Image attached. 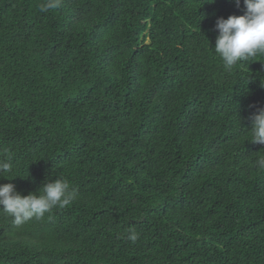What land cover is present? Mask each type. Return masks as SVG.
Segmentation results:
<instances>
[{
  "label": "trees",
  "instance_id": "1",
  "mask_svg": "<svg viewBox=\"0 0 264 264\" xmlns=\"http://www.w3.org/2000/svg\"><path fill=\"white\" fill-rule=\"evenodd\" d=\"M43 2L0 0V184L78 196L0 211V264H264V55L211 49L243 0Z\"/></svg>",
  "mask_w": 264,
  "mask_h": 264
},
{
  "label": "clouds",
  "instance_id": "2",
  "mask_svg": "<svg viewBox=\"0 0 264 264\" xmlns=\"http://www.w3.org/2000/svg\"><path fill=\"white\" fill-rule=\"evenodd\" d=\"M214 3L215 0H209ZM245 10L242 15L219 17L215 22L218 35L213 52L222 61L226 71H230L238 62L257 55H264V0H243ZM239 8L240 0H235ZM60 7V0H44L41 12ZM251 142L264 145V108L257 110L250 129ZM259 170H264V156L255 161ZM12 172L8 160H0V178ZM12 180V179H8ZM78 192L70 188L63 179L44 181L34 192L23 195L16 190L13 183L0 184V211L13 219L17 226L35 218L41 219L55 207H66L77 199ZM132 242L138 239L135 232L128 236Z\"/></svg>",
  "mask_w": 264,
  "mask_h": 264
}]
</instances>
